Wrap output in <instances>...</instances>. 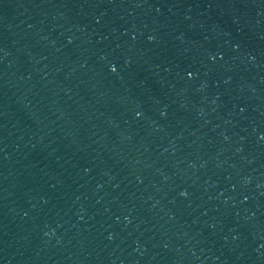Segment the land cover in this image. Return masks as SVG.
<instances>
[{"label":"water","instance_id":"95a60500","mask_svg":"<svg viewBox=\"0 0 264 264\" xmlns=\"http://www.w3.org/2000/svg\"><path fill=\"white\" fill-rule=\"evenodd\" d=\"M0 264H264V0H0Z\"/></svg>","mask_w":264,"mask_h":264}]
</instances>
